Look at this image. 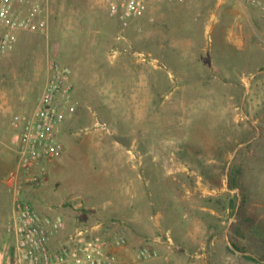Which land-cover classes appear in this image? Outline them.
I'll return each mask as SVG.
<instances>
[{
    "label": "rangeland",
    "instance_id": "obj_1",
    "mask_svg": "<svg viewBox=\"0 0 264 264\" xmlns=\"http://www.w3.org/2000/svg\"><path fill=\"white\" fill-rule=\"evenodd\" d=\"M112 1L119 0H49L48 33H21L13 51L0 52V237L7 231L14 235L13 198L4 185L17 161L12 121L36 107L49 65L57 61L74 70L76 111L60 128L62 157L48 165L59 166L61 178L28 189V196L48 189L56 195L55 208L79 205L74 213L79 224L68 234L86 229L92 237H107L101 232H117L131 215L99 210L93 200L116 195L125 183L104 165L95 147L128 141L125 131L135 125L129 142L135 138L146 148L132 152L150 160L129 179L134 182L139 173L147 177L141 180L149 201L137 209L138 225H157L163 244L157 247L147 236L132 246L135 255L153 244L159 256L148 261L174 253L179 258L166 264H264V8L249 7L259 20L255 25L248 21L247 32L263 31L254 45L240 46L224 35V25L215 32L211 26L219 14L228 19L245 13L244 7L235 0H225L222 9L210 0L191 4L193 14L208 17L202 23L206 28L192 33L197 46L188 45L179 26L165 36L179 54L188 53L185 62L191 68L179 70L153 49L158 47L157 25L146 31L142 15L125 27L120 16L111 15ZM198 51L202 64L196 61ZM146 77L153 83L149 88ZM145 105L149 117L144 123ZM56 214L65 217L60 210ZM173 225H193L199 234V225L208 230L193 245L168 231Z\"/></svg>",
    "mask_w": 264,
    "mask_h": 264
},
{
    "label": "built area",
    "instance_id": "obj_2",
    "mask_svg": "<svg viewBox=\"0 0 264 264\" xmlns=\"http://www.w3.org/2000/svg\"><path fill=\"white\" fill-rule=\"evenodd\" d=\"M154 0H119L111 2V15L120 16L123 25L146 13ZM184 1V0H180ZM251 6L264 8L262 0H246ZM49 0H0V52L14 50L21 33H48ZM142 60L146 58L143 55ZM74 70L54 61L36 107L13 119L17 161L7 174L4 185L13 198V233L17 264H136L124 261L113 248L124 247V237H92L86 229L75 231L58 245L53 241L68 225L63 216L44 215L27 200L24 191L40 188L49 181L48 165L62 157L65 147L59 138L63 123L75 113ZM169 242L172 239L169 237ZM159 250L148 244L137 251V259L148 261Z\"/></svg>",
    "mask_w": 264,
    "mask_h": 264
},
{
    "label": "crops",
    "instance_id": "obj_3",
    "mask_svg": "<svg viewBox=\"0 0 264 264\" xmlns=\"http://www.w3.org/2000/svg\"><path fill=\"white\" fill-rule=\"evenodd\" d=\"M204 0H154L150 2L149 8L146 11V13L143 15L145 18L146 24L144 25V29L146 31H151V28L153 27V24L157 25L158 31H160V35L158 36V47L157 49L153 48L160 57L171 60L176 67L179 68V70L189 69L191 68V63L185 62L189 60L188 53L180 52L178 53V50H176V47H171L173 43H170L166 40L167 31L171 32L174 31V27L176 26L184 29L187 33L186 37H188V40L191 41L188 43L189 46H193L195 44L192 43L193 36L192 33L196 31L202 26L204 29L205 23L208 20V17L205 15V17H200V15L193 14L189 6L191 4H195L198 2H203ZM211 5L216 6L219 9L223 8L225 0H210ZM237 3L240 4V7L244 9L245 13H242L240 15L236 14L235 16H231L227 19V16L220 15V17L217 19L216 23L212 24L211 30L215 32L216 27L223 26L225 27V34L229 36V40H231L233 43L238 44L240 46H247L248 45H254L255 38L257 35L262 34V29H253L251 31L247 32V28L250 29V26L247 24L248 21L252 23V25H255L259 19H257V15L255 13H249V7L251 6L246 0H235ZM229 3V0H228ZM168 6H172L174 9H171L172 11H165V9ZM231 6V3H230ZM254 7V6H253ZM211 17V16H210ZM241 19L244 21H241ZM177 23H181L180 25H177ZM201 23V24H200ZM200 24V25H199ZM226 24V25H225ZM260 25V24H259ZM206 28V27H205ZM1 30V29H0ZM199 44V42H197ZM195 46H197L195 44ZM152 48V47H151ZM175 48V49H174ZM225 49V48H224ZM200 55V57H199ZM193 56V55H192ZM196 61L201 63V59L203 61L202 52L198 51V53L195 54ZM213 64V61L211 62ZM209 64L210 66L212 64ZM75 78V76H74ZM145 84L148 86L153 85L152 81L145 78ZM154 100V98H153ZM149 101L150 98L146 99L144 98V102ZM149 106L145 105L143 109L141 110L142 116L144 118V123L149 117L148 114L146 116L145 110H147ZM245 113V112H244ZM146 117V119H145ZM129 120V119H128ZM134 125V124H133ZM135 126V125H134ZM131 127L127 128L125 131L128 135L127 140L128 141H114V142H101L96 148L98 151L97 154L100 156L102 161L104 162V165L110 166L112 170H114L116 173H118V181L125 183V185L118 186V192L116 195H113L111 197L105 196L102 199H94L93 203H98L99 210H109L112 214L114 213H122L123 211L129 213L130 218L127 217V224L122 225L120 229H117V232L109 231L101 232L103 235L115 239L124 237L127 240V245L124 247L119 248H113L112 251L118 254L124 261L126 262H133L135 261L136 264H166V263H173L175 260L179 258L178 255L174 253L169 254H163L158 259L152 260V261H143L140 259H137V255L132 250V246L136 243H143L145 239H147V236H150L151 238L154 237L155 243L158 245L157 247H163V244H161V236H157V233L159 232V228L154 226L153 228H148L149 225H138V219H137V209L139 207H143L144 205L148 204L149 201V195L145 193L144 185H143V179L145 175L138 174V179L135 178L134 182H130L129 179H132V177L136 176V167L138 166H146L149 164L150 160L145 157L144 154L141 155L140 158H135V155L133 154V150L141 149L144 150L146 148L145 144L142 143V146L139 145L138 141L134 138L133 142H129V135L132 133H135V128ZM118 132H124L120 128H117ZM144 134V133H143ZM130 156V157H129ZM183 164V162H181ZM185 165V164H184ZM53 168V169H52ZM52 169V170H51ZM50 170V177L49 181L50 183L53 181L56 176H58V180L61 178V168H56L54 166L49 167ZM146 177V176H145ZM52 178V179H51ZM147 178V177H146ZM142 179V180H141ZM149 180H147L148 183ZM60 182V181H58ZM137 188V190H135ZM35 189V188H30ZM45 194H40L41 196H28L29 192L28 189L24 191V197L25 200H27L37 211H39L41 214L44 215H57L56 212L60 210L64 213V218L67 221L68 228L62 232L59 236L56 237V239L53 241L54 245H58L61 242L65 241L70 237L72 234H68L67 231L70 230L74 225H78L79 222L75 219L74 213L78 209L79 205L76 206L75 202L70 203V207H57L55 208L54 205H52L53 200H55L56 195L51 192H48V189ZM38 191V190H37ZM40 191V190H39ZM26 192H28L26 194ZM34 193V192H32ZM55 196V197H54ZM49 198V199H48ZM48 200V201H47ZM71 200V199H70ZM72 200H74L72 198ZM108 201V202H107ZM95 206V205H94ZM126 206V207H125ZM120 207V209H119ZM126 208L125 210H122L123 208ZM86 208V207H85ZM87 209L92 210H98L95 209V207H87ZM136 215V216H135ZM113 217V216H111ZM103 225V224H102ZM191 226L193 225H173L170 227L168 231L175 232V234L180 233V235L183 236L185 239V243L195 244L200 243L203 236L207 233L208 225H199L200 228V234L198 231L192 230ZM14 236V235H13ZM9 232L7 231L5 234H3L0 237V264H17V259L15 255V236L13 237ZM181 236V237H182ZM158 249V248H157ZM159 250V249H158Z\"/></svg>",
    "mask_w": 264,
    "mask_h": 264
},
{
    "label": "trees",
    "instance_id": "obj_4",
    "mask_svg": "<svg viewBox=\"0 0 264 264\" xmlns=\"http://www.w3.org/2000/svg\"><path fill=\"white\" fill-rule=\"evenodd\" d=\"M235 182H236L235 179H233V180H232V184H233V186H236V185H237V184H235ZM235 246L239 248V246H238L237 244H235ZM241 251H243V249H241ZM248 258H249L250 260L257 261V259H256L255 257H253V256H248Z\"/></svg>",
    "mask_w": 264,
    "mask_h": 264
}]
</instances>
